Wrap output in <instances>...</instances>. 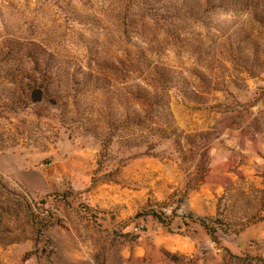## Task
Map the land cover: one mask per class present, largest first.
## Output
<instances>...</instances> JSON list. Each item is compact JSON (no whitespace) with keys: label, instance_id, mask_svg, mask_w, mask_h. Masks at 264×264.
I'll list each match as a JSON object with an SVG mask.
<instances>
[{"label":"rangeland","instance_id":"1","mask_svg":"<svg viewBox=\"0 0 264 264\" xmlns=\"http://www.w3.org/2000/svg\"><path fill=\"white\" fill-rule=\"evenodd\" d=\"M261 151L264 0H0V264H264Z\"/></svg>","mask_w":264,"mask_h":264},{"label":"crops","instance_id":"2","mask_svg":"<svg viewBox=\"0 0 264 264\" xmlns=\"http://www.w3.org/2000/svg\"><path fill=\"white\" fill-rule=\"evenodd\" d=\"M215 151V150H214ZM264 154V151H261ZM262 154V157H263ZM261 163H253L252 160H249L250 163H242L239 164L238 162L234 161L231 158V154H227L225 157H221L220 159L213 158L210 160L209 169L206 172V175L201 181V184L199 189H197L198 197L203 198V201L206 200L209 203V206L206 207V205H202L200 211L206 212V213H214L217 209L214 196L216 192L221 190L223 185H226L228 180H233L237 173L239 172H252L255 175H263V166L264 163H262L263 158L259 159ZM253 171H252V170Z\"/></svg>","mask_w":264,"mask_h":264},{"label":"trees","instance_id":"3","mask_svg":"<svg viewBox=\"0 0 264 264\" xmlns=\"http://www.w3.org/2000/svg\"><path fill=\"white\" fill-rule=\"evenodd\" d=\"M24 54L32 59L33 67L27 70L24 64H20V68L18 69L19 72L15 73L12 71L11 74L9 73L10 75H8V78L15 81L17 80L16 78L18 76L22 77L21 80H23L24 78L29 79L31 81L28 86L29 97L34 101L45 99L49 91V78L52 76V73H50V71L42 72V70L40 69V66L44 63L46 57H41V55L43 54L41 52H33L31 50L25 51ZM202 222L207 228L208 232L212 236H214V230L210 227V225L204 220Z\"/></svg>","mask_w":264,"mask_h":264},{"label":"built area","instance_id":"4","mask_svg":"<svg viewBox=\"0 0 264 264\" xmlns=\"http://www.w3.org/2000/svg\"><path fill=\"white\" fill-rule=\"evenodd\" d=\"M140 229H141V226H135V227H134V230H135L136 232H140Z\"/></svg>","mask_w":264,"mask_h":264}]
</instances>
